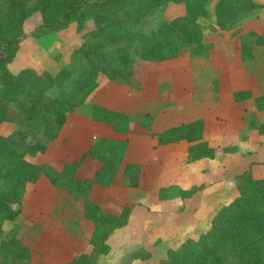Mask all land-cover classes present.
Here are the masks:
<instances>
[{"label": "trees", "instance_id": "1", "mask_svg": "<svg viewBox=\"0 0 264 264\" xmlns=\"http://www.w3.org/2000/svg\"><path fill=\"white\" fill-rule=\"evenodd\" d=\"M173 2L182 5V14L160 21L156 28L144 30L146 16L153 6ZM208 0H0V122L10 121L15 128L0 134V255L16 261H29L38 251L28 238L3 235V223L14 220L26 202V191L41 177L54 188L52 211L68 219L65 211L73 202L78 218L90 220L93 231L88 240L91 249L64 264H96L108 254L109 236L127 224L133 206H124L119 214L107 212L94 201L95 185H111L118 177L122 185L138 187L141 167L124 162L126 139L95 135L88 149L78 159L55 163L35 162L28 157L45 152L59 135L67 115L85 104L99 85L100 76L132 86L136 72L154 69L156 64L182 54L206 55L214 43L204 36L202 19L208 17ZM263 3L255 0H217L214 6L216 26L228 30L250 17ZM38 15L39 21L30 33L37 37L66 29L75 23L81 34L80 45L69 59L54 71H37L24 67L13 73L8 65L19 44L27 35L26 21ZM241 59L253 56L248 37L264 46V34L256 31L239 33ZM55 89L50 96L48 91ZM251 96L250 90H237L235 101ZM257 110H264V94L254 97ZM91 119L111 126L118 134H126L130 114L95 104ZM264 133V122L252 124ZM204 121L196 118L152 133L157 144L184 140L189 143L187 161L234 152L235 147L217 149L203 140ZM30 139L32 141H30ZM85 159L97 162L93 174L82 170ZM253 163H251L252 165ZM237 196L221 204L210 214L209 224L197 237L185 239L175 249L168 248L159 264H264V176L253 174L252 168L234 177ZM198 187L178 185L161 187L159 197H187ZM60 195V196H59ZM62 196V197H61ZM73 199L75 201H73ZM64 215V217H63ZM72 215V214H71ZM38 237L37 236L35 238ZM34 238V239H35ZM131 257L148 259L150 253L139 249Z\"/></svg>", "mask_w": 264, "mask_h": 264}, {"label": "rangeland", "instance_id": "2", "mask_svg": "<svg viewBox=\"0 0 264 264\" xmlns=\"http://www.w3.org/2000/svg\"><path fill=\"white\" fill-rule=\"evenodd\" d=\"M255 1L263 3V7L256 10L250 17L241 20L239 24L228 30H221L217 27L213 31L210 26H216L214 6L217 0H208L206 3L208 17L201 21L205 27V39L216 44L208 54L189 55L185 53L170 61L156 64L153 66L154 69L144 70L140 77L146 82V86L139 90H127L128 96L125 95V98L128 102L126 105L116 106L114 104V107H124L132 112L130 128L132 137H136L146 130L153 131V128L161 130L165 126L179 124L196 117H202V115L206 116L208 113L210 115H207L206 118L209 130H211L212 125L215 124L211 114H215L217 108L219 111L221 110L217 120L225 126V138L222 145L233 141L241 127L247 128L251 117L249 116V104L234 105L230 99L221 98L218 92L217 78H224L234 73L239 80L242 79L240 81H245L244 84H247L248 81L251 84H256V71L260 74L264 72V46L256 44L255 49L253 48V56L245 59L246 62L242 66L238 65L236 71L226 75L225 68L222 66V61L226 56L221 54V50L223 52L227 50L228 57L235 59L232 41L237 39L239 33L253 30L263 34L264 0ZM151 11L152 14L146 16V24L142 28L144 30L156 28L161 20L171 19L182 14L183 7L170 2L165 6H153ZM38 21L37 14L26 21L27 35L20 42L18 52L8 65L13 73L28 66L37 71H54L66 63L72 50L80 45L81 34L93 27L88 23L86 28L78 30L76 24L72 23L66 29L37 37L30 31ZM253 38V36L248 37L249 44L253 42ZM100 79L105 81L107 78L101 75ZM117 89L120 93L114 95L121 101L124 99L123 94L126 93V88L117 87ZM48 93L50 96L54 95L55 89H50ZM91 105L92 100L87 99L84 106L79 108L81 122L70 125V129L75 130L69 132L68 137H66L68 133L66 131L61 140L49 143L45 152L39 153L35 157V161H48L60 166L63 161L70 163L72 158L78 159L81 150L84 149L82 146H85V136H89L90 130L93 131L91 127L93 121L89 120L86 111ZM220 107L222 108L220 109ZM152 116L155 117L154 120L161 123H155L154 127L145 129L143 126L147 127V124H150ZM239 116H241L240 119ZM252 118L257 122L256 116ZM237 126H239L238 131H236ZM14 128L13 122H0V134H8ZM63 131H65V126L61 133ZM149 133L151 134V132ZM259 133L256 130V134ZM239 138L241 139V137ZM30 141L32 140L30 139ZM241 149L242 151L247 149L248 152L244 154L241 151L237 152L236 149L235 152L224 154L220 160L213 161L204 158L194 162L192 166L183 160V162L177 160V165H175L174 161L169 163L171 160L169 157L167 160L166 158L161 159V168L154 174L157 177L143 183L146 195L143 196L137 190L136 195L128 193V196H125L129 199L128 204L131 206L139 204V206L152 208L151 221L137 213V224L119 230L108 238L107 243L111 247L110 251L108 254L100 256L96 264H159V261L165 258L168 248L175 249L185 239L197 237L201 231L207 228L209 216L216 210V206H220L223 202L228 203L234 196L236 197L234 177L243 170L250 157L256 159L253 163V174L258 177L264 176V143L253 142L248 147H241ZM28 158L31 159L30 156ZM93 162L88 161L82 164L83 173L93 174L92 170L97 167V162ZM177 174L180 178L181 176L185 178L179 179ZM148 176L150 174L146 175V177ZM219 182H223L222 188L218 190L217 194H212L219 189L218 186L215 187V184ZM117 184L120 187H127L122 185L119 179ZM172 184L185 189L192 186L198 188L190 196L171 198L168 204L159 203L158 200L165 199L159 197L160 188ZM53 194V190L45 180L44 182L40 180L35 185L29 186L26 202L22 205L20 214L12 221H5L2 226L5 237L15 236L19 239L26 237L30 246L40 252H33L29 261H16L0 255V264H64L73 257L90 251L91 246L88 240L93 231V223L83 217L74 216L77 211L78 216L80 215V210L74 202L69 211H65V214L71 217L68 219L56 217L51 208ZM134 200L137 201L134 203ZM73 201L75 200L73 199ZM165 219H168L169 224L166 221L167 225L162 227V222ZM145 222L146 224L142 226ZM37 233L38 237L35 238ZM141 248L150 253L148 259L131 257L133 252Z\"/></svg>", "mask_w": 264, "mask_h": 264}, {"label": "crops", "instance_id": "3", "mask_svg": "<svg viewBox=\"0 0 264 264\" xmlns=\"http://www.w3.org/2000/svg\"><path fill=\"white\" fill-rule=\"evenodd\" d=\"M263 34H264V32H263ZM232 44H233L234 51H235L233 53L235 55V59H231L228 57V51L227 50H225V52H223L221 50V54L226 56V58H224L222 61V64H223L222 66H224V68H225V74L226 75L228 73L236 71L238 65L242 66L246 62V60L241 59L238 36H237V39L232 41ZM215 45L216 44L214 43V46ZM249 45L255 49V38H253V42L250 43ZM170 60H172V59H170ZM170 60H167V61H170ZM163 62H165V61H163ZM241 68H243V67H241ZM144 70H151V69L143 68L140 71L136 72L134 75V79L132 81V86H130V87L126 86V85H122V84L117 83V82L110 81L108 79H105V81H102L101 79H99L98 87L87 98V99L92 100V105L90 106L89 109L86 110L87 111V117L90 118L89 120H92L91 119V108L95 104L102 105V106H105V107H108V108H111V109H114L117 111L127 112L130 114V118H132L133 115H132L131 111L127 110L124 107H122V108L114 107V104L116 106L117 105L119 106L120 104L126 105L128 102L127 99L125 98V95H126V97L128 96L127 90H130V91L133 89L139 90V89H142L146 86V82L140 77L143 74ZM241 72H243V71H241ZM256 72H257L256 84H253V83L251 84L249 81L247 84H244L245 81H240L242 79L239 80V78H237L234 73L230 76L227 75V77H224V78H219V79L217 78L218 89H219L218 92H219V95L221 98L230 99V102L234 105H240V104H246V103L249 104V108H250L249 109V112H250L249 116H251V117L248 121L247 128L241 127V129L239 130V126L236 127V131L239 130L238 134L236 135L237 137L235 138L236 140L233 139V141L227 142L228 144H224V145L221 144L225 138V126L221 125L217 120V116L219 115V112L221 111V110L220 111L218 110L219 108L216 109L217 112L215 114H213V113L211 114V115H213L212 120L215 121V124L212 125L213 128H211V130H209L208 121L206 118L207 115H210L209 113L206 114V116L202 115V117H196V118H202L204 121L203 140L205 142H207L210 146L216 148L217 153H220V149L222 147L233 146V147H235V151L237 149V152L241 151V152H244V154H246L248 152L247 149H246V151H242V149L240 150L241 147L246 148L251 143L253 144V142H257L259 144L264 143V133L256 134V130L254 128L252 129V127H251L252 124L254 125L256 123L264 122V110H261V111L257 110L255 107V104H254V97L257 95H260V94H264V80H263L264 72H261V74L258 71H256ZM260 75H262V76H260ZM103 82H106V83H103ZM222 82H223V84H222ZM117 87L126 88V93L123 94L124 99H121V101H119V97H116L114 95V94L117 95L118 93H120V91L117 89ZM237 90H250L251 96L245 100H242V101H235L233 99V93ZM82 106H84V104ZM82 106L77 107L73 112H71L67 115V120H66L65 124L63 125V127L65 126V131H63L61 133V131H62V129H61L58 137L54 140L55 143H56V141L61 140L64 132H66V131L68 132L66 135V137H68V135L70 134L69 132H72L73 130H75V129L72 130V128L70 129L71 124H74V123L79 124L81 122L82 118L80 115L79 108H81ZM221 108L222 107H220V109ZM251 112L253 113L252 115H251ZM253 116H256L257 122L254 121V119L252 118ZM154 118L152 116V118H151L152 120H151L150 124H147V127L146 126H143V127L145 129H148V128L154 127L153 125L155 123H161V122H157L156 120H154ZM196 118H193V119H196ZM240 118H241V116H239V119ZM193 119H191V120H193ZM92 121H93V125L91 127L93 128V131L90 130L89 136H85L86 137V138H84L85 146H82V147H84V149L81 150L80 154H82L83 152H85L88 149V147L91 143V140L93 139V137L95 135H101V136L109 137V138L126 139L127 145L125 148L124 162L125 163L126 162H135V163H138L141 167V175H140L138 187H133V188L128 187V186L127 187H123V186L120 187V186H118L119 184H117L118 177L115 179V181L110 186H104V185H99V184L95 185L94 201L96 203H98L101 206V208L107 212L119 214L124 206L130 205V204H128L129 199L125 197L128 193H130V195H131V193L133 195H136V191L139 190V192H141L142 195L145 196L146 192L144 191L145 189H144L143 183H145L144 181H146L148 179H150V181H151V179L154 180L157 177L154 174L157 171H159L161 168V165H160L161 159L166 158V160H167V157H169V159H171V160H169V163H172L174 161L175 165H177L176 162H177V160H179L181 162L184 161L186 164H189L191 166L194 162L202 160V159H199V160H195L192 162L187 161V148L189 146V143H187L184 140L169 143V144H163V145L157 144L156 138H155V136L152 135V133L154 134L156 132L162 131V130H164L168 127H171L173 125L165 126V128H163L161 130H158L156 128H153V131L152 130H146V132L140 133L136 137H132V134L130 133V130H131L130 128L132 125L131 120H130L129 131H128V133H126V135L115 133L112 130L111 126H109L103 122L94 121V120H92ZM188 121H190V120H188ZM185 122H187V121H185ZM181 123H183V122H181ZM181 123H179V124H181ZM175 125H178V124H175ZM149 132H151V134ZM239 137H241V139ZM226 139H228V138H226ZM229 144H231V145H229ZM38 155H39V153H37L34 157L31 156L30 160L35 161V157H37ZM223 156L224 155H222V154H218L212 160L213 161L214 160H216V161L220 160V159H222ZM75 158H72V161L75 160ZM250 158L247 160L246 166L240 172L246 170L249 167L253 168L254 164L251 165V163H254V161H256V159H254V158L250 159ZM206 159H208V158H206ZM88 161H90L91 163L93 162L91 159H85L83 164L87 163ZM35 162H39V161H35ZM63 162H67V161H63ZM93 165H94V162H93ZM240 172H238V173H240ZM253 172H254V169H253ZM148 174H150V176L146 177V175H148ZM90 175L91 174H89L88 176H90ZM175 177H176V175H175ZM177 177L179 179L185 178L184 176H181V178H180V176H178V174H177ZM40 180L42 182H44V180H45V182L48 184V186H50V188L54 192V188L48 183L46 178L41 177L38 181H40ZM222 183L223 182H219V183L215 184V187L218 186L219 189L215 190L212 194L218 193V190H220L223 186ZM35 184H30L29 186H32ZM148 184H150V183H148ZM151 186L154 187V185H151ZM181 188H183V187H181ZM27 191H28V188H27ZM27 191H26V195H27ZM234 194H236V196L238 194L236 188L234 189ZM136 201L137 200H134V203ZM138 201L142 202L141 200H138ZM168 201H170V200L169 199L168 200L167 199L158 200L159 203H163V204L164 203L168 204ZM131 203H132V201H131ZM224 203L225 202H223L222 204H224ZM132 206L133 207H132L131 214L129 216V220H128L127 224L124 225L123 227L115 229L113 231V233L109 236V238L111 236H113L116 232H119V230L130 228L131 226H134L135 224H137L136 223L137 213H139L140 215H142L144 217H147L146 219H149V221H151V215H153L151 213V211L153 210L152 208L139 206V204L132 205ZM218 206L219 205H217L216 208ZM166 221H168V219L163 220L162 225H161L162 227L167 225ZM78 223H79V221H78ZM144 224H146V222L143 223L142 226ZM168 224H169V221H168ZM79 225H80V223H79ZM172 225L174 226V224H172ZM92 226H93V224H92Z\"/></svg>", "mask_w": 264, "mask_h": 264}]
</instances>
